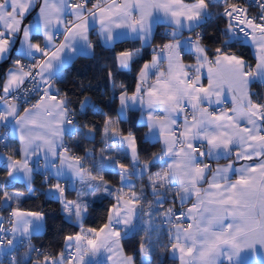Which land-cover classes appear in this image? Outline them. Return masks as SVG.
Segmentation results:
<instances>
[{
  "label": "snow or ice",
  "instance_id": "snow-or-ice-1",
  "mask_svg": "<svg viewBox=\"0 0 264 264\" xmlns=\"http://www.w3.org/2000/svg\"><path fill=\"white\" fill-rule=\"evenodd\" d=\"M255 5L260 12L250 15L247 8L230 0H0V61L10 60L13 54L21 57L7 70V78L0 85V126L11 125L9 132L0 134V145L9 148V136H15L20 144L12 156L0 152V182L5 187L23 182L34 194V173L41 169L42 158L44 171L50 173L45 175L47 192L56 194L67 219L74 218L83 233L66 235L64 250L44 255L43 264H136L134 255L123 253L120 240L140 231L144 233L137 249L140 264H151L158 248L161 264L165 252L179 264H249L247 254L264 251V98L254 100L252 97L258 94L250 90L252 83L264 84V0H255ZM216 6L223 10L214 12ZM33 13V20L25 23ZM213 18L223 20L224 26L217 24L209 33L206 29ZM97 20L96 35L103 45L132 39L141 41L143 48L151 43L160 24L171 29L164 33L170 40L152 49L151 60H145L139 69L131 94L124 85L116 91L115 73L108 69L113 99L119 101V107L116 120H104L105 147L99 156L90 149H85L84 157L68 155L65 135L80 133L85 139H94L97 129L88 120L87 110H96V105L85 96L80 104L84 117L81 123L54 81L63 78L64 67L76 55H94L95 45L89 34ZM185 31L191 35L183 37ZM59 35L63 40L56 43ZM41 37L43 43L34 42ZM249 40L256 51L254 67L243 55L227 50ZM212 43L217 46L212 47ZM142 48L119 52L115 57L117 69H128L142 58ZM185 55L192 56L194 63H184ZM206 66L207 87L202 83ZM225 82L233 93L232 107L227 111L220 108L219 112L202 107L212 106L213 96L215 106L223 104ZM29 84L31 87H27ZM38 93L35 103L23 107ZM137 109L147 112L145 139L157 133L163 137L160 152L144 163L138 158L136 137L132 133L122 136L113 126ZM188 109L191 119L184 115ZM99 113L106 115L102 110ZM117 144L118 149L114 147ZM128 149L131 168L105 155L108 151L127 155ZM233 151L237 160L251 161L255 157L259 162L237 169L231 164L218 167L209 178L207 173L212 169L203 159ZM87 157H92V167L86 170L83 161ZM157 161L164 167L148 175L153 197L149 201L144 188L131 190L135 184L128 178L143 176ZM113 167L119 171L120 189H113L103 179L102 173ZM230 170L239 174L234 182L229 179ZM53 178L57 183H51ZM60 180L65 181L64 186ZM75 182L81 185L76 199H65L67 185ZM205 182L207 188L198 187ZM124 186L130 189V199L117 195L116 203L108 209L107 223L99 230L85 229L83 223L93 200L122 192ZM193 195L195 203L186 211L162 207L169 197L179 198L182 206ZM20 199V193L2 191L0 195L3 210L9 214L7 220L0 215V264H27L31 252L42 254L31 244V238L44 228V213L22 211ZM14 200L17 207L12 208ZM182 218L192 222L182 227ZM157 220L161 221L159 225ZM20 246L28 252L25 259L18 260ZM36 264L41 262L37 260Z\"/></svg>",
  "mask_w": 264,
  "mask_h": 264
},
{
  "label": "trees",
  "instance_id": "trees-1",
  "mask_svg": "<svg viewBox=\"0 0 264 264\" xmlns=\"http://www.w3.org/2000/svg\"><path fill=\"white\" fill-rule=\"evenodd\" d=\"M220 8L221 7L216 6L213 9L218 12ZM217 24H219L220 27H223L224 21L213 18L209 22L206 31L212 33L216 29ZM165 38L167 37L164 35V25H157L151 44L143 47L142 58L134 62L128 69L118 70L115 65V57L117 53L133 47L134 42L128 39L118 40L111 46H106L95 41L94 55L78 54L64 67L63 78L55 81V87L60 90V95L67 96L69 100L68 107L72 109L76 118L81 121V123L84 122V117L80 111V104L85 96L90 97L91 104L96 105V110H93L92 108L87 110L88 120L94 122L97 129L94 139H85L80 133H76L71 137L66 135L70 152L73 153V155L84 157L85 149H90L94 150L97 153V156H99L101 149L105 147L102 140L104 120L107 117H111L113 120L118 118V100L113 99V85L107 75L108 69H111L115 73V89L117 92H119L121 85L126 86L129 93L133 92L137 82L136 75L138 70L143 66L145 60H151L153 54L152 47L162 44ZM221 39H223V37H221ZM241 40H244V38L241 37ZM215 46H217V44L212 43V47ZM227 50L243 55L245 60H249L253 64L255 63V55L247 41L244 43H236ZM13 58H16V54H13L10 60L6 62L2 61L0 63V80L2 79L4 69L9 63L13 62ZM252 88L253 92L258 94V96L254 95L255 98H260L259 84H252ZM99 110H102L106 115L100 114ZM113 126L118 129L120 135L132 133L136 137L138 156L141 161H148L151 159L153 153L160 152L161 145L158 140L145 139L146 126L139 121L137 110L129 111L125 118L121 119L118 124ZM75 141H79V145H77ZM114 147L118 149L120 145L117 144ZM124 147L127 146L125 145ZM105 155L116 157L121 163L127 165L129 168L132 167L129 151L127 155H124L119 151H108L105 152ZM83 163L85 169H91L92 157L85 158ZM163 167L164 165L157 161L143 176H135L136 184L134 190L139 192L141 188H144L145 196L152 200L151 189L148 187V175L161 171ZM0 168H2V166H0ZM93 175H96L95 171H93ZM102 175L103 178L113 186L119 185L120 175L116 167L105 170ZM39 185L36 186L38 194L24 199L22 206L44 213L45 230L42 233L33 235L32 239L44 249L49 250L51 255H57L65 248L64 237L69 234L78 233L81 228L77 226L75 222L69 221L64 216L62 204L57 198L43 196V190H41ZM17 187L23 186L19 184ZM2 188L3 185L0 182V194ZM114 203H116V197L114 195H105L93 201L92 207L89 209L88 216L85 218L83 226L90 228L101 227L107 222L108 209L110 205ZM173 203H177L176 199L174 200L169 197V199L163 203L162 207L166 209ZM2 210L3 203L0 201V211ZM143 234V231H140L139 233H133L121 239L124 253L127 255H134L136 264H140V254L137 249L138 242ZM162 238L165 241L167 240L166 236ZM25 252H28V249L24 246H20L16 253L17 259H25ZM34 258L35 257L31 252L30 258H27V264H30ZM151 264H161V253L159 248L156 253L152 254ZM163 264H176V259L164 253Z\"/></svg>",
  "mask_w": 264,
  "mask_h": 264
},
{
  "label": "crops",
  "instance_id": "crops-1",
  "mask_svg": "<svg viewBox=\"0 0 264 264\" xmlns=\"http://www.w3.org/2000/svg\"><path fill=\"white\" fill-rule=\"evenodd\" d=\"M93 3H95L96 2V0H94V1H92ZM109 2H110V0H109ZM120 2H122V0H120ZM191 2H193V0H184V3H191ZM91 5H89V7H90ZM214 10V9H213ZM34 15H35V13H33L32 15H30L29 17H28V19L25 21V23H28V22H30V21H32L33 20V18H34ZM67 19H73V17H71V16H68L67 17ZM164 25V33H165V30L167 29L168 31H171V29L168 27V25L167 24H163ZM157 27V26H156ZM156 27H155V29H156ZM155 29H154V32H155ZM99 30V20H97L96 22H95V28L90 32V34H89V39L91 40V42L93 43V45H95V41H98L99 40V37L96 35V32ZM117 31H119V30H117ZM198 31V30H197ZM189 35H191L189 32H187V31H185L184 33H183V37H188ZM180 37H178V39H179ZM244 38V37H243ZM63 40V35H59L58 36V38H57V40H56V43H59V42H61ZM118 40H122V39H117L116 41H118ZM128 40H130V41H133L134 42V44H133V47L132 48H129V49H126V50H130V49H137V48H142V43H141V41H139V40H132V39H128ZM169 40H170V38L169 37H167V38H165V40L163 41V43L162 44H160L159 46H161V45H163V44H165V43H168L169 42ZM244 40H245V38H244ZM115 41V42H116ZM34 42H41V43H43V40H42V37L41 38H39V40L38 41H34ZM151 42H152V40H151ZM174 42V41H173ZM249 44H250V46H251V49H252V52L254 53V55H255V63H256V51H255V49H254V47L251 45V42H250V40L249 41H247ZM114 44V42L113 43H109L108 45H106V46H111V45H113ZM151 44V43H150ZM145 46H147V45H145ZM145 46H143V47H145ZM155 47H158V46H153L152 47V49L153 48H155ZM94 50H95V47H94ZM93 50V51H94ZM142 50H143V48H142ZM123 51H125V50H123ZM119 52H121V51H119ZM118 52V53H119ZM117 53V54H118ZM16 59H21V57H19L18 55H16V58H13L12 59V61L13 62H11V63H9L7 66H6V68L4 69V71H3V73H2V79L0 80V85H2L3 84V82H4V80L7 78L6 77V73H7V70L9 69V68H12L13 67V64H14V61L16 60ZM42 59H44V58H42ZM2 61H0V63H1ZM183 62L184 63H194V58L192 57V56H190V55H185L184 57H183ZM255 63L253 64V67L255 66ZM142 67V66H141ZM140 67V68H141ZM214 67V66H213ZM214 70H215V68H214ZM138 72H139V70H138ZM138 72H137V75H138ZM202 73H203V78H202V83H203V85L205 86V87H207L208 86V80H207V66L204 68V69H202ZM137 75H136V77H137ZM150 79L151 80H154L155 79V77L154 76H152V77H150ZM54 84H55V81H54ZM252 84H254V83H252ZM252 84L250 85V90L253 92V88H252ZM259 84V86H260V83H258ZM222 89H223V91H222V96L225 98L224 99V102H223V104H221V105H219V106H215V96H213L211 99H212V101H213V105L212 106H210L209 104H204V105H202V107H209V109L210 110H214V111H217V112H219L220 111V108H223L225 111H227L228 109H230L231 107H232V103H231V100H232V95H233V93H231V92H229L228 91V84L225 82V83H223V85H222ZM135 91V90H134ZM133 91V92H134ZM132 92H130L129 94H131ZM64 95H61V97H63ZM254 100H256V98H255V96H253L252 97ZM13 102H15V101H13ZM23 107H30V105H23ZM23 107L22 108H20V114L21 115H23ZM118 107H119V101H118ZM137 111H138V114H139V121L141 122V123H143V124H145V119H146V117H147V112H141L140 110H138L137 109ZM191 110L190 109H188L185 113H184V115H188V117H189V119H191ZM127 115H128V113H127ZM180 119H181V121L183 120V115H181V117H180ZM10 128H11V125H9V131H10ZM148 132V128L146 127V133ZM129 133H127V134H124V135H122V136H127ZM66 139V135L64 136V140ZM151 140H158L159 141V143H160V145L162 146V143H163V137H160L159 136V133H157V135H156V137H154V138H152ZM9 143H10V145L12 146V148H13V150L14 149H17V148H19L20 147V144H19V141H18V139L15 137V136H9ZM128 151H129V154H130V157H131V149H128ZM235 151V150H234ZM234 151H233V154H227V153H221L218 157L217 156H213L212 158H204L203 159V163H205V160H207V159H209V160H211V164H210V167H211V169H212V171H209L208 173H207V176L209 177V178H211V176L213 175V173L215 172V170L218 168V167H221V168H223V167H227L228 165H232L233 166V169H237V168H241L242 166H245V165H249V164H252V163H258L259 162V159L258 158H253V160H251V161H248V160H244V159H240V160H237V158H236V156H235V154H234ZM0 152H2L3 153V155L4 156H12L13 154H7V153H5V152H3V151H0ZM138 152V151H137ZM68 155H73V153H68ZM15 159H19V158H22V156H15L14 157ZM138 158H139V156H138ZM35 159V158H34ZM139 160H140V158H139ZM140 162L141 163H144V162H147V161H141L140 160ZM31 163V162H30ZM40 163H41V169L40 170H38V171H36L35 173H34V179H33V184H32V187L35 189V193L33 194V193H31L30 192V190H29V187H28V185H26L25 183H23V182H17L15 185H12V184H9L7 187H5L4 186V184L2 183V185H3V188H2V191H8V192H12V193H20L21 194V199H20V202H19V207L21 208V210L22 211H28V212H41V211H38V210H32V209H28V208H25V207H23L22 206V202L24 201V199H26V198H28V197H33V196H35V195H37L38 193H37V190H36V186L37 185H39L40 186V188H41V190H43V196L44 197H55L56 198V194L55 193H48L47 192V189L49 188V184L48 183H46L45 182V175H50V173H47V172H45L44 171V169H43V159L41 158V161H40ZM56 163H59V160H57L56 161ZM132 158H131V165H132ZM0 166H2L3 167V161L2 160H0ZM87 170V169H86ZM238 173L237 172H235V171H233V170H230L229 171V173H228V176H229V179L231 180V181H235L237 178H238ZM97 179H99V177H97ZM104 179V178H103ZM129 181H132V182H134V184H136V177L135 176H129ZM62 181H64V180H60V182H62ZM104 181L108 184V185H110L111 187H112V184H110L106 179H104ZM51 183L52 184H55V183H57V180L55 179V178H53L52 180H51ZM22 185L23 187H17L18 185ZM122 187V184H121V179H119V185H117V186H114V187H112L113 189H120ZM198 187H200V188H207L208 187V184L205 182V183H203V184H201V185H199ZM73 188H75L76 190H73ZM81 188V185L79 184V182H75L74 184H72V183H69V189L65 192V199H67V200H74V199H76V197H77V190H79ZM125 190H127V191H125ZM131 190H134V189H131ZM129 191H130V189H129V187H127V186H124L123 187V191L122 192H115L114 193V196H117V195H119V196H123V198L125 199V197H126V195H128V193H129ZM0 195H2V192H1V194ZM105 195H107V194H105ZM104 195V196H105ZM100 197H102V196H100ZM100 197H97V198H95L93 201H95L96 199H99ZM176 201H177V203H179L180 204V201H179V198H176ZM2 202V201H1ZM3 203V202H2ZM193 203H195V196L193 195L189 200H187V202L186 203H184L183 204V206H184V209H185V211L188 209V208H190L191 206H192V204ZM12 206L15 208V207H17V204H16V202H15V200L12 202ZM64 214V213H63ZM64 216H65V214H64ZM66 217V216H65ZM67 218V217H66ZM188 220H190L191 221V219H188ZM71 221H73V222H75L74 221V218H73V220H71ZM161 222V221H160ZM192 222V221H191ZM107 223V222H106ZM158 224H160V223H158ZM181 226L182 227H187L185 224H184V222H181ZM84 227V226H83ZM85 229H89L90 227H84ZM100 228V227H99ZM99 228H96L97 230H99ZM45 230V219H44V228L40 231V232H38V233H34L33 235H35V234H39V233H42L43 231ZM80 231H81V233H82V230L80 229L79 230V232L78 233H80ZM104 235V233H101V236H103ZM120 244H121V240H120ZM123 253H124V251H123ZM166 254H168L169 256H171L169 253H167V252H165ZM125 254V253H124ZM246 258L248 259V261H249V264H261V261H264V251H261L259 254H257V253H251V254H247L246 255ZM113 259L115 260V259H118V257L117 256H114L113 257ZM176 259V258H175ZM37 260H39L40 262H41V264H43V258H34V259H32V261H31V263L30 264H36V261ZM226 263V262H225ZM109 264H111V262H109ZM176 264H179V260L178 259H176Z\"/></svg>",
  "mask_w": 264,
  "mask_h": 264
},
{
  "label": "built area",
  "instance_id": "built-area-1",
  "mask_svg": "<svg viewBox=\"0 0 264 264\" xmlns=\"http://www.w3.org/2000/svg\"><path fill=\"white\" fill-rule=\"evenodd\" d=\"M92 1H94V0H92ZM230 2H232V3H238L242 7L247 8L248 9V13L250 15H256L257 13L260 12V9L258 7H256V5H255V0H230ZM222 10H223L222 8L219 9V11H222ZM214 12H216V11H214ZM198 31H200V30H198ZM241 37H243V36H241ZM42 58L43 57H40L39 59L42 60ZM22 62L23 63H29L28 60H23ZM248 62L253 66V63L251 61L248 60ZM27 87H31V85L29 84V85H27ZM0 94H2V90H0ZM38 97H39V93L37 95L32 96L30 98V103L24 104V105H31V103H35V101L38 99ZM260 98H264V84H261V83H260ZM6 132H9V128H5L3 126H0V134L6 133ZM65 142L68 144L67 139H65ZM7 143L9 144V148L5 149L2 145H0V151H3L5 153H7V154H13V148H12V146L9 143V138H8ZM68 146H69V144H68ZM205 164L210 165L211 164V161L209 159L208 160H205ZM60 183H61L62 186L65 185V181H62ZM68 189H69V184L67 185V190ZM11 207L14 208L12 205H11ZM168 207H173V208L181 209V210H184L185 211L184 206L183 205L181 206V204H179V203L170 204ZM0 215H3L5 217V220H7L9 218L8 210H2V211H0ZM181 222H184V224L186 226L188 225V223H191L190 220H188V219L187 220H184L183 218L181 219ZM4 226L7 228V227H9V224L8 223H5ZM31 244L36 249L40 250V253H42L41 255L38 256L37 252H32L35 258H43L44 255H51L50 252H49V250L44 249L43 247H41L40 245H38L37 243H35L32 238H31ZM5 264H7V261L5 262Z\"/></svg>",
  "mask_w": 264,
  "mask_h": 264
},
{
  "label": "rangeland",
  "instance_id": "rangeland-1",
  "mask_svg": "<svg viewBox=\"0 0 264 264\" xmlns=\"http://www.w3.org/2000/svg\"><path fill=\"white\" fill-rule=\"evenodd\" d=\"M112 187H114V186L112 185ZM113 195H114V194H113ZM115 197H116V196H115ZM125 199H126V200H127V199H130V196H129V195H126ZM146 199L149 200V201L151 200L150 198H147V197H146ZM156 223H157V224L160 223V220H157ZM158 225H159V224H158ZM80 233H81V231H80ZM81 234H83V233H81Z\"/></svg>",
  "mask_w": 264,
  "mask_h": 264
}]
</instances>
